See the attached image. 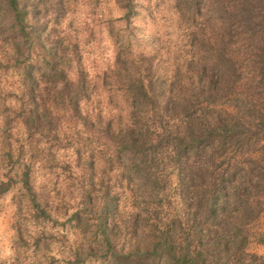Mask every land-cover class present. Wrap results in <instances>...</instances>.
<instances>
[{
    "label": "trees",
    "instance_id": "1",
    "mask_svg": "<svg viewBox=\"0 0 264 264\" xmlns=\"http://www.w3.org/2000/svg\"><path fill=\"white\" fill-rule=\"evenodd\" d=\"M118 1L127 18L132 0ZM173 2L186 26L184 82H178V66L166 79L154 73L156 63L146 56L139 75L128 76L134 107L128 124L112 133L108 120L96 116L91 123L106 137L101 155L124 156L140 186L159 201L164 184L174 183L169 216L148 224L131 212L123 219L130 234L115 245L103 224L113 207L105 200L95 214L104 251L112 264H264V251L256 249L264 246V0ZM28 11L21 0H0V56L15 66L25 45L16 66L24 97L16 114L28 134L56 138V119L43 103L46 89L39 82L53 84L71 119L85 125L79 102L86 85L81 76L70 84L58 43L43 44ZM34 41L42 43L39 66L31 54ZM10 180L0 181V192ZM20 181L43 213L26 171Z\"/></svg>",
    "mask_w": 264,
    "mask_h": 264
},
{
    "label": "rangeland",
    "instance_id": "2",
    "mask_svg": "<svg viewBox=\"0 0 264 264\" xmlns=\"http://www.w3.org/2000/svg\"><path fill=\"white\" fill-rule=\"evenodd\" d=\"M21 2L29 10L27 17L37 24L43 44L58 43L70 84L77 76L83 78L86 94L79 107L87 124L81 119L73 121L53 84L41 81L38 86L43 92L46 89L43 103L56 119V138L28 134L16 114L24 100L16 66L24 59L25 45L15 66L0 56V181L11 178L10 186L0 192V264H71L76 255L74 264H112L95 216L98 208L111 200L110 216L102 222L107 223L111 243L119 245L130 234L123 219L131 212L134 216L140 213L148 224L156 218L160 224L167 220L174 183L164 184L165 197L159 201L156 194L140 186L138 173L124 156L101 155L106 137L97 135L98 123H91L96 116L108 120L112 133L128 124L134 112L128 76L139 75L146 56L156 63L154 73L166 79L178 66L182 72L178 82H184L186 26L173 0H132L133 13L127 18L118 0ZM34 48L31 54L39 66L42 43L35 42ZM23 171L43 213L21 186ZM256 249L264 251V246Z\"/></svg>",
    "mask_w": 264,
    "mask_h": 264
}]
</instances>
